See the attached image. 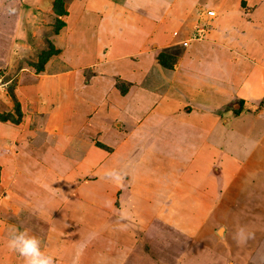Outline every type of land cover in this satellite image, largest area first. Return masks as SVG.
Masks as SVG:
<instances>
[{"label":"crops","instance_id":"crops-1","mask_svg":"<svg viewBox=\"0 0 264 264\" xmlns=\"http://www.w3.org/2000/svg\"><path fill=\"white\" fill-rule=\"evenodd\" d=\"M31 5L39 26L0 22V264H25L14 226L55 264H228L258 250L264 0H67L57 31L53 0Z\"/></svg>","mask_w":264,"mask_h":264},{"label":"rangeland","instance_id":"rangeland-1","mask_svg":"<svg viewBox=\"0 0 264 264\" xmlns=\"http://www.w3.org/2000/svg\"><path fill=\"white\" fill-rule=\"evenodd\" d=\"M66 1L67 0H64L63 3H65ZM35 2H37V0H32V1L31 0H0V22H1L2 27L4 26V28H7L10 25L11 21L24 23V22H35L38 19L37 22H43V20L45 22L46 18L43 19V17H44L43 8L39 9V7H41L40 5H37V7L35 9H31L32 8L31 4H33ZM205 5L206 4H204V6H203L204 8L198 9L199 10L198 14H200L199 18H201V19L203 18L202 20L206 19V22H209L210 19H212V18H208V16H209L208 13L211 10H206L207 8ZM190 7H194V6L189 5L188 9ZM63 9H64V7H63ZM211 14H214V13L211 12ZM34 15L38 16V17L35 18V17H33ZM200 21L201 20L198 19V22H200ZM30 26H32V25H30ZM37 26H39V25L36 23L35 27H37ZM208 27H209V25H206V27H205L206 30H208L207 29ZM28 29H31V27L27 26V30ZM3 46H6V42H3ZM177 51H178L177 48L173 47L170 52H177ZM173 54L176 55L175 53H173ZM13 55H15V54H13ZM29 64L32 65L33 63H29ZM9 94H11V91L9 92ZM11 110L12 109H10V111ZM9 127H11V126L9 125ZM119 208L121 209L120 204L117 201L114 204V209L111 212H109L111 221H112V218L120 220L122 213H120V215H119V212L115 210V209L119 210ZM131 221L134 222L132 219H131ZM112 222H114V221H112ZM220 231H219V234H221ZM108 234H110V232ZM263 241H264V236L261 237L259 240V244L262 243V245L258 250L256 248V246L258 245V242L252 241L251 242L252 249H250V250L246 249V250H243L242 252L234 251V250L228 251L227 253L223 254L225 257L224 260H226L228 262V264H231V262H232V264H264V242ZM167 246L168 245H165V247H167ZM150 248H151L150 245H149V247H148V245H146V247L144 249L139 250V253L142 252L143 254L145 253L147 255L151 254ZM159 252H160V250H159ZM207 253H209L210 258H215L219 254V253H217L216 250L213 249L212 246H209ZM156 257H157L156 255L154 257L152 256V260L149 261V264H158V258H156ZM246 258H247V261L245 263H242L243 261H245L244 259H246Z\"/></svg>","mask_w":264,"mask_h":264},{"label":"clouds","instance_id":"clouds-1","mask_svg":"<svg viewBox=\"0 0 264 264\" xmlns=\"http://www.w3.org/2000/svg\"><path fill=\"white\" fill-rule=\"evenodd\" d=\"M108 175L117 178L115 173ZM7 244L10 250L23 257L25 264H55L54 257L42 249L39 237L27 229L14 226L9 231Z\"/></svg>","mask_w":264,"mask_h":264},{"label":"trees","instance_id":"trees-1","mask_svg":"<svg viewBox=\"0 0 264 264\" xmlns=\"http://www.w3.org/2000/svg\"><path fill=\"white\" fill-rule=\"evenodd\" d=\"M53 12L56 15V21L54 23V30L57 31L62 25H63V21H61L59 18H57L58 16H62L65 14V10L63 9V0H53ZM57 53V50H55L53 48V46H51V44L48 46V49L45 51H42L39 56H38V60L35 64H32L36 70H40L43 67V64L45 63V61L51 56ZM159 59L160 62L162 63V65H169L168 61L164 60V57L162 54L159 55ZM171 62L175 61L176 57H172L170 58ZM15 108H16V113L18 114V116H20L19 113V108L17 103H14ZM6 115H2L0 114V120L1 121H5L6 120Z\"/></svg>","mask_w":264,"mask_h":264},{"label":"built area","instance_id":"built-area-1","mask_svg":"<svg viewBox=\"0 0 264 264\" xmlns=\"http://www.w3.org/2000/svg\"><path fill=\"white\" fill-rule=\"evenodd\" d=\"M201 34H202V32L198 31V33L194 36V39L199 38L201 36ZM183 45H186V43H183Z\"/></svg>","mask_w":264,"mask_h":264}]
</instances>
